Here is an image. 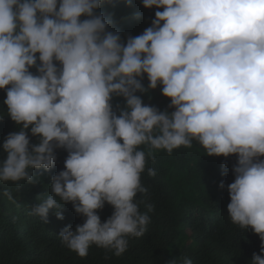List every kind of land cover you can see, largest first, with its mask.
Wrapping results in <instances>:
<instances>
[{"label": "clouds", "instance_id": "obj_1", "mask_svg": "<svg viewBox=\"0 0 264 264\" xmlns=\"http://www.w3.org/2000/svg\"><path fill=\"white\" fill-rule=\"evenodd\" d=\"M106 5L0 0V119L15 125L0 144V182L17 192L39 184L33 170L49 172L63 150L30 214L47 224L50 210L63 220L71 204L84 219L59 231L62 245L81 258L93 245L119 257L150 223L149 161L195 142L205 155L235 157L233 181L218 187L230 221L260 240L248 264H264V0H141L157 10L137 35L118 29ZM158 87L170 101L163 110L143 99ZM2 195L19 206L12 189ZM105 204L113 211L102 222Z\"/></svg>", "mask_w": 264, "mask_h": 264}, {"label": "trees", "instance_id": "obj_2", "mask_svg": "<svg viewBox=\"0 0 264 264\" xmlns=\"http://www.w3.org/2000/svg\"><path fill=\"white\" fill-rule=\"evenodd\" d=\"M113 3L114 6L106 5L102 10L113 14L118 29L132 35L148 27L157 10L143 8L141 0H133L130 7L125 0ZM150 96V100L143 98L144 103L161 110L170 102L160 94L159 87ZM4 99L5 92L0 90V111L4 110ZM118 101L116 98L113 102ZM14 130L10 119H0V144ZM155 155V161H149L147 166L156 170V176L149 177L146 171L141 175L142 183L149 188L148 202L154 205L148 213L147 231L142 237L129 238L128 249L121 256L108 252V259L106 250L95 245L84 258L62 245L59 231L69 224L75 228L84 219L74 213L71 204L63 206V220H57L50 210L47 224L30 214L31 206L49 194L50 175L62 170L66 152L57 150L56 163L49 172L33 170L41 177L37 185L21 182L23 187L17 192L12 182H0V264H165L178 256L190 258L193 264H248L254 252L259 254L258 236L230 221L226 187H218L221 181L225 186L233 181L234 156L205 155L195 142L190 149L181 147L171 155L162 150ZM4 157L0 149V160ZM4 188L13 190L19 206L3 197ZM140 210L146 211L143 204ZM112 211L107 204L98 210L101 221Z\"/></svg>", "mask_w": 264, "mask_h": 264}]
</instances>
